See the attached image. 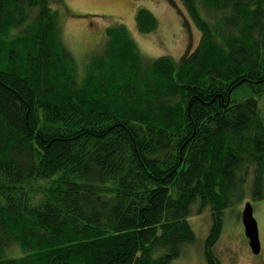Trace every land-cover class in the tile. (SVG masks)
<instances>
[{"label":"trees","instance_id":"trees-1","mask_svg":"<svg viewBox=\"0 0 264 264\" xmlns=\"http://www.w3.org/2000/svg\"><path fill=\"white\" fill-rule=\"evenodd\" d=\"M180 1L201 33L181 59L117 24L78 61L63 0H0V264H172L206 211L222 264L226 211L264 203V0Z\"/></svg>","mask_w":264,"mask_h":264},{"label":"rangeland","instance_id":"rangeland-1","mask_svg":"<svg viewBox=\"0 0 264 264\" xmlns=\"http://www.w3.org/2000/svg\"><path fill=\"white\" fill-rule=\"evenodd\" d=\"M61 5L64 9L60 22L63 41L78 61L98 52L105 42L106 30L117 24L130 29L146 60L164 55L179 60L196 49L201 41V33L180 0H63ZM142 8L149 9L157 17L159 27L155 33L142 34L137 30L135 16ZM184 21L190 24L189 28L184 26ZM250 201L244 200L241 205L237 202L226 211V228L214 248L222 264H264V203H254L263 246L262 253L256 256L249 247L242 222L243 210ZM207 213L210 211L201 215L194 213L190 222L197 241L185 248L186 255L190 253L186 259L180 258L172 264H207L204 244L211 224ZM242 234L245 243L240 237Z\"/></svg>","mask_w":264,"mask_h":264},{"label":"water","instance_id":"water-1","mask_svg":"<svg viewBox=\"0 0 264 264\" xmlns=\"http://www.w3.org/2000/svg\"><path fill=\"white\" fill-rule=\"evenodd\" d=\"M242 222L244 233L249 241V246L254 255L258 256L262 253V242L260 237V229L258 221L255 217L254 206L251 202H247L242 213Z\"/></svg>","mask_w":264,"mask_h":264}]
</instances>
